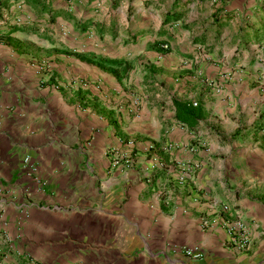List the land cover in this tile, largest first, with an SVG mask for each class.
<instances>
[{
    "label": "crops",
    "instance_id": "1",
    "mask_svg": "<svg viewBox=\"0 0 264 264\" xmlns=\"http://www.w3.org/2000/svg\"><path fill=\"white\" fill-rule=\"evenodd\" d=\"M234 6L0 0V264H264V98L234 61L251 41ZM173 99L202 118L181 124Z\"/></svg>",
    "mask_w": 264,
    "mask_h": 264
},
{
    "label": "built area",
    "instance_id": "2",
    "mask_svg": "<svg viewBox=\"0 0 264 264\" xmlns=\"http://www.w3.org/2000/svg\"><path fill=\"white\" fill-rule=\"evenodd\" d=\"M166 47L165 44L162 45ZM195 105V102H192ZM109 156V166L129 168L132 165V153L127 151L118 150L115 148H109L107 151ZM23 163L28 162V158L24 156L22 158ZM179 168L182 172L191 171L193 168L198 166L197 163L190 164L188 162H179ZM222 211H227L228 206L225 204L221 205ZM205 222H203V225ZM225 233L227 236L226 245L235 248L238 251H244L249 248L250 245V235L248 225L241 219L236 218L232 222L225 220L223 223ZM182 254L192 260H200L204 257V252L198 246L183 247ZM29 264H38L36 261L29 260Z\"/></svg>",
    "mask_w": 264,
    "mask_h": 264
},
{
    "label": "rangeland",
    "instance_id": "3",
    "mask_svg": "<svg viewBox=\"0 0 264 264\" xmlns=\"http://www.w3.org/2000/svg\"><path fill=\"white\" fill-rule=\"evenodd\" d=\"M230 1H232V5H235L234 7H237V9L235 10L236 13L240 14L241 11L242 12L246 11L247 15L249 14L251 15V18H246V20H248L250 24L256 22L257 15L253 13L257 11L256 9H253L252 11H250L247 9V7L246 8L242 7V5L245 3L240 2V0L239 1L230 0ZM244 1H247V0H244ZM251 3L252 5H255V3L257 5V0H251ZM245 24H247V22ZM242 48L243 47H241V49ZM245 50L247 51V56L245 58L246 60H243L241 58V55L240 56L238 55L237 56L238 58H235L234 61L238 60L240 63L238 67L242 70L245 69V72L244 71L240 72V75H243V73H245V77L247 80L246 82H248L247 87L251 89L250 90L252 94L251 97L253 98V100L255 99L254 101L256 100L260 101L262 98H264V35L261 38H259L258 43L256 42V40H251L249 44L246 45ZM228 76L230 78L231 74L229 73ZM206 83L207 85L213 86L216 90L219 91V85H215V83H213L212 80H206ZM238 95H239V92L235 94L234 96L236 97Z\"/></svg>",
    "mask_w": 264,
    "mask_h": 264
},
{
    "label": "trees",
    "instance_id": "4",
    "mask_svg": "<svg viewBox=\"0 0 264 264\" xmlns=\"http://www.w3.org/2000/svg\"><path fill=\"white\" fill-rule=\"evenodd\" d=\"M260 7L259 9L254 12V14L257 15V19L255 23L252 24H245L246 27H244L246 30L245 32V38L246 41L249 40H256V42H259V38H261L264 35V0H260ZM259 11V12H258ZM173 18H175L173 16ZM243 30V29H241ZM165 44V43H163ZM162 44V45H163ZM161 47L163 49L167 48ZM172 105L174 107V117L177 121H179L181 124L186 125L187 127H192L195 122L202 118L203 111L199 105L195 102V105L192 104V102L189 101H182V100H172Z\"/></svg>",
    "mask_w": 264,
    "mask_h": 264
}]
</instances>
